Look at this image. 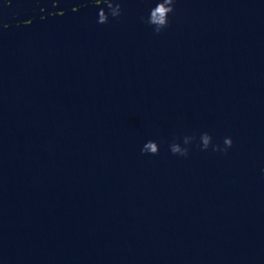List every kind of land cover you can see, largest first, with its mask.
I'll return each mask as SVG.
<instances>
[{"label":"water","instance_id":"water-1","mask_svg":"<svg viewBox=\"0 0 264 264\" xmlns=\"http://www.w3.org/2000/svg\"><path fill=\"white\" fill-rule=\"evenodd\" d=\"M170 8L0 0V264H264V0Z\"/></svg>","mask_w":264,"mask_h":264},{"label":"clouds","instance_id":"clouds-1","mask_svg":"<svg viewBox=\"0 0 264 264\" xmlns=\"http://www.w3.org/2000/svg\"><path fill=\"white\" fill-rule=\"evenodd\" d=\"M175 3V0H171V8L169 13L172 11L173 5ZM168 13V14H169ZM120 14V5L114 9L108 10V14L105 17L97 19L98 24H104L107 22L108 15L115 18L118 17ZM144 23H146L153 31L154 34L160 33L164 28L168 25V15L164 18L162 23H154L149 19V13L145 20H143ZM196 142L199 146V149L201 151H208L209 149L212 152H219L221 154L225 153L228 148L232 145V139L228 136H225L222 138V141L220 143L213 142L212 136L206 132L202 131L199 133L198 136L195 134L192 135H182L179 139L173 140L169 143L168 149L169 152L173 155L180 156V157H186L188 155L189 145L193 144V142ZM145 144H154L155 150L149 151L147 147H144ZM142 154H148V155H155L158 152V144L154 140H147L143 143L141 149ZM262 172H264V169H261Z\"/></svg>","mask_w":264,"mask_h":264}]
</instances>
